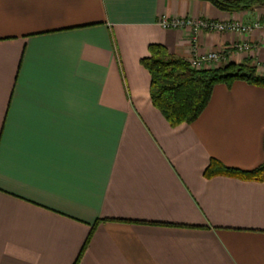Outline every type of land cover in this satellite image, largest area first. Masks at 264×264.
I'll return each mask as SVG.
<instances>
[{
	"label": "crops",
	"instance_id": "1",
	"mask_svg": "<svg viewBox=\"0 0 264 264\" xmlns=\"http://www.w3.org/2000/svg\"><path fill=\"white\" fill-rule=\"evenodd\" d=\"M163 17L263 23L264 4L0 0V264H264V178L204 174L264 162V86L216 83L171 126L140 62L226 47L264 76V28L194 38Z\"/></svg>",
	"mask_w": 264,
	"mask_h": 264
},
{
	"label": "trees",
	"instance_id": "2",
	"mask_svg": "<svg viewBox=\"0 0 264 264\" xmlns=\"http://www.w3.org/2000/svg\"><path fill=\"white\" fill-rule=\"evenodd\" d=\"M215 7L226 11L251 9L264 4V0H207ZM148 56L141 64L150 74V99L171 126L190 123L207 105L213 86L225 83L228 87L241 79L253 85L264 86V76L247 62L227 63L222 66L195 69L189 62L171 56L159 44L148 47ZM264 150V136H263ZM204 174L207 177L225 174L243 178H264V162L252 170L226 166L211 159Z\"/></svg>",
	"mask_w": 264,
	"mask_h": 264
},
{
	"label": "built area",
	"instance_id": "3",
	"mask_svg": "<svg viewBox=\"0 0 264 264\" xmlns=\"http://www.w3.org/2000/svg\"><path fill=\"white\" fill-rule=\"evenodd\" d=\"M159 25L163 28H170V29H183L189 28L195 34L200 31L206 32H237V33H248L255 28L263 27L264 22L260 23L259 21H255L250 24H241L235 21H216L210 20L205 18H196V17H184V18H171L168 19L163 17L159 21ZM251 46L246 42H238L230 45L228 48L229 50H236V51H243L247 52ZM226 47L221 50H209L205 53L199 54L195 57H192L189 60L190 66L195 68L196 70L199 68H210V67H217L222 64H226L227 62V55H226ZM259 68H264V65L260 66Z\"/></svg>",
	"mask_w": 264,
	"mask_h": 264
},
{
	"label": "snow or ice",
	"instance_id": "4",
	"mask_svg": "<svg viewBox=\"0 0 264 264\" xmlns=\"http://www.w3.org/2000/svg\"><path fill=\"white\" fill-rule=\"evenodd\" d=\"M3 163V148L0 146V164Z\"/></svg>",
	"mask_w": 264,
	"mask_h": 264
},
{
	"label": "rangeland",
	"instance_id": "5",
	"mask_svg": "<svg viewBox=\"0 0 264 264\" xmlns=\"http://www.w3.org/2000/svg\"><path fill=\"white\" fill-rule=\"evenodd\" d=\"M222 65H224V64H222ZM222 65H220V66H222ZM199 69H201V68H199Z\"/></svg>",
	"mask_w": 264,
	"mask_h": 264
}]
</instances>
